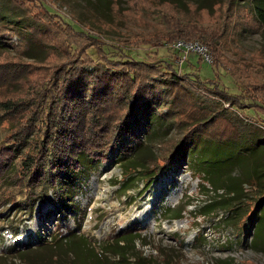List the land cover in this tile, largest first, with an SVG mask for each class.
<instances>
[{
  "label": "trees",
  "instance_id": "obj_1",
  "mask_svg": "<svg viewBox=\"0 0 264 264\" xmlns=\"http://www.w3.org/2000/svg\"><path fill=\"white\" fill-rule=\"evenodd\" d=\"M39 1L28 0L32 6ZM242 1V8L252 17V22L264 37V0ZM234 2L238 3V0ZM17 3L18 0H0V38L8 46H11V38L7 32L19 39L15 49L28 48L33 43L53 47L61 35V29L85 34L60 15L52 13L44 3L42 17L49 21L36 17L30 7H17ZM231 17H234V13ZM242 25L248 23L245 21ZM86 37L81 39L83 44L80 45L67 43L59 54L61 64L50 69L39 87L34 83L33 75H27V68L21 63H1L0 126H7V134L0 142V200L8 195L2 201L29 206L32 212L37 202L48 200L51 194L54 200L65 206L67 200L63 197L71 193L73 182L79 176L85 175L95 165L119 156H123L121 159L119 157V162L123 167L124 182L139 175L138 180L149 187L152 183L157 184L162 175L182 163L188 153H192L200 157L206 166L200 159L197 166L200 170L203 166L205 170L200 171L197 177L205 186H211V189H206L205 195L208 197L200 202L204 205H201L200 213L194 218H205L215 215L218 210H224L227 213L225 220L233 222L239 232L241 227L238 225L245 220H250L253 226L257 225L264 218V124L258 119L264 114V82L245 83L237 79L222 53L221 46L228 48L229 42L217 40L208 29L176 22L168 31L149 37L138 35L141 40L132 41L137 49L153 46L158 59L156 56L149 58L126 45L120 47L124 57L111 59L104 48L103 39ZM178 42L197 43L209 49L212 54L209 57L213 58L211 63L218 73L216 80H202L199 66L203 61L202 56L198 53L186 55L184 48L176 46ZM93 49L99 54L97 58L91 52ZM135 53L137 58L131 55ZM174 56L182 60V72L178 71ZM220 69L230 72V80L232 78L235 81L238 90L235 95L221 87ZM240 70L247 79L255 80L253 74L256 73H252L249 67ZM22 83L31 99L25 100L15 94ZM199 87L207 94V91H213L212 94L220 98V104L224 102L230 106H223L215 115H207L203 110L196 114L190 113L188 119L192 124L184 131L182 138L173 143V147L178 144L173 153L171 149L168 150L169 154L161 159V164H156L159 159L152 153L143 158V144L138 136L142 119L149 121L160 105L167 108L165 118H170L173 112L179 114V107L185 105L183 100L194 103L200 100L202 94ZM240 108H250L257 113L256 118L250 121L239 119L233 111ZM220 118L225 123L218 125L229 130L225 135L219 134L214 127ZM198 148L200 153L196 151ZM219 150H224V154L220 155ZM147 162L151 166L156 165L149 169ZM235 167L241 169L239 177L223 178L222 174ZM226 180L230 183L227 186L224 185ZM244 186L252 192L248 200L242 198ZM10 189L18 190L20 199L15 200L12 192L6 193ZM210 190L214 196H209ZM72 197H75L74 194ZM195 203L196 200L178 210L169 209L166 212L171 213L173 219L180 220L187 213V208ZM131 234L116 241L122 250L116 252L119 264H128L123 250L129 243L134 249L135 241L141 238L140 235ZM61 239H54L58 259L62 260L64 253L69 251L72 253L70 264H88L91 256L87 257L85 263L75 256V250L80 255L83 251H90L84 237H77L73 233ZM122 241L123 245L120 244ZM165 256L163 262L168 264ZM133 257V264H163L144 257L142 252L134 253Z\"/></svg>",
  "mask_w": 264,
  "mask_h": 264
},
{
  "label": "rangeland",
  "instance_id": "obj_2",
  "mask_svg": "<svg viewBox=\"0 0 264 264\" xmlns=\"http://www.w3.org/2000/svg\"><path fill=\"white\" fill-rule=\"evenodd\" d=\"M43 3L52 13L60 15L86 35L61 29V35L53 47L33 43L28 48L20 49H15L19 44L17 36H10L7 32L11 46L0 38V65L10 61L21 63L27 68V75H33L37 86L46 79L51 68L61 64L59 54L67 43L80 45L86 36L98 37L105 41L104 48L111 59L124 57L120 50V47L124 48L123 45L133 47L136 52L148 55L149 58H157L153 46L137 49L132 41L141 40L138 35L149 37L168 31L176 22L208 29L217 40L229 42L228 48L223 45L221 48L223 56L230 63H227L230 71L245 83L264 82V37L252 22V17L242 8V0H238L240 4L234 0H41L35 6L28 0H18L17 7H30L36 17L47 20L42 17ZM233 13L234 17H231ZM245 21L248 25H242ZM193 45V49L189 45V55L198 53L202 56L203 61L199 65L202 80H216L218 73L211 63L213 58L209 57L212 55L210 50L197 43ZM196 45L202 47V50L197 49ZM91 52L95 58L98 57L96 50ZM131 55L138 57L136 53ZM176 57H173L177 62L176 67L182 72L181 60ZM247 67L256 73L253 74L255 80L247 79L241 72V68ZM230 76L228 70H219L221 87L235 95L238 90ZM19 88L15 93L18 97L31 99L23 83ZM198 90L202 94L200 100L196 103L183 100L186 106L179 107V114L173 112L170 118H165L167 108L160 105L149 121L142 119L138 136L143 144V158L152 153L159 159L156 164H161V159L169 154L168 150L171 149L173 153L178 146L173 147V143L180 140L192 124L188 119L190 113L196 114L203 110L207 115H213L223 106H230L224 102L220 104V98L212 94L213 91H207V94L200 87ZM233 113L247 121L257 116L250 108H240ZM258 119L264 124V114ZM220 123H225V120L220 118L214 125L219 134L228 133L225 126L218 125ZM6 127L0 126V142L7 134ZM196 151L200 153L201 150L198 148ZM219 154H224V150H219ZM119 157L121 159L123 156ZM119 157L95 165L85 175L79 176L73 182L71 193L63 197L67 200L65 206L50 194L51 198L37 202L30 212L29 206L2 201L8 195L3 196L0 200V264H70L72 253H64L60 260L56 257L54 244L55 240H62V237L73 233L77 237H84L86 247L90 249L83 251L82 255L75 250L77 260L85 263L87 257L91 256L88 264H119L116 252L122 250L116 241L125 238L130 232L132 236L140 235L141 238L135 241L134 249L132 243H129L126 250H123L128 264L134 263L133 255L136 252H142L144 257L163 264H166L163 262L165 255L168 264H264V218L254 226L250 220H245L238 225L241 227L240 232L233 222L225 220L227 213L224 210H218L217 214L205 218H194L200 213L201 205H204L200 202L208 197L205 195L206 189H211V186H205L197 177L206 167L200 157L188 153L182 163L174 166L159 178L157 184L152 183L149 187L138 180L139 175L124 182ZM200 159L204 166H201V170L197 166ZM147 165L153 169L154 165L148 162ZM228 171L222 174L223 178L241 175L240 167ZM224 183L225 186L230 184L227 180ZM11 192L15 200L20 199L18 190L10 189L6 193ZM251 193L247 186L242 188V198L245 197V200L250 199ZM72 194L75 197L70 198ZM209 196H214L213 191L210 190ZM194 200L195 205L187 208L183 219L175 220L171 213L166 212L169 209L178 210ZM120 244L123 245L124 241Z\"/></svg>",
  "mask_w": 264,
  "mask_h": 264
},
{
  "label": "built area",
  "instance_id": "obj_3",
  "mask_svg": "<svg viewBox=\"0 0 264 264\" xmlns=\"http://www.w3.org/2000/svg\"><path fill=\"white\" fill-rule=\"evenodd\" d=\"M189 45L191 46L192 49L194 48V45H193V44H186V43H183V42H178V43L176 44L177 47L184 48V50H185V54H186V55L190 52ZM195 47H196L197 49H199V50H202V49H201L202 47H199L198 45H196ZM181 61H182V60H181Z\"/></svg>",
  "mask_w": 264,
  "mask_h": 264
}]
</instances>
